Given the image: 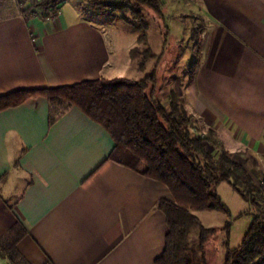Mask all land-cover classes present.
<instances>
[{
  "label": "crops",
  "instance_id": "obj_1",
  "mask_svg": "<svg viewBox=\"0 0 264 264\" xmlns=\"http://www.w3.org/2000/svg\"><path fill=\"white\" fill-rule=\"evenodd\" d=\"M187 4L200 55L192 94L178 96L194 132L211 128L225 144L264 153V0ZM61 5L42 20L13 0L0 16V96L113 79L103 28L64 16ZM48 117L43 96L0 111V245L14 246L23 264H154L167 187L109 160L112 137L77 107L51 125ZM0 264H9L3 255Z\"/></svg>",
  "mask_w": 264,
  "mask_h": 264
},
{
  "label": "trees",
  "instance_id": "obj_2",
  "mask_svg": "<svg viewBox=\"0 0 264 264\" xmlns=\"http://www.w3.org/2000/svg\"><path fill=\"white\" fill-rule=\"evenodd\" d=\"M88 1L111 22L119 19L137 33L136 46L128 56L143 72L146 64L156 58L148 41L145 9L163 22V0ZM61 2L15 0L22 16L36 15L42 20L57 17ZM195 47L199 54V43ZM155 81V73L150 72L139 80L100 76L56 88L18 90L0 96V111L28 97L43 96L49 103L51 125L70 107H77L112 137L114 147L109 160L165 185L171 198L159 200L157 208L164 214L167 234L163 253L154 264H197L189 235L197 229L199 246L203 247L214 230L205 228L194 212L215 210L228 214L216 193L221 183L228 184L253 209L240 245L230 248L225 244L223 264L264 263V172L258 159L244 149L237 154L241 162L236 160L211 128L194 132L193 116L185 111L176 92L170 91L164 105L156 95ZM0 255L9 264L24 262L14 246L0 245Z\"/></svg>",
  "mask_w": 264,
  "mask_h": 264
},
{
  "label": "rangeland",
  "instance_id": "obj_3",
  "mask_svg": "<svg viewBox=\"0 0 264 264\" xmlns=\"http://www.w3.org/2000/svg\"><path fill=\"white\" fill-rule=\"evenodd\" d=\"M60 1H65V4L61 5L64 16L74 17L77 13L105 31V36L112 45L111 60L115 65L109 75L110 78L139 80L147 73L154 72L156 95L162 102L167 100L170 91L176 92L177 95L179 92L181 98L192 94L191 83L200 54L194 47L192 31L196 26L189 15L188 0H163L165 3L163 22L151 10L145 9L148 41L156 58L146 64L143 72L139 71L137 61L131 60L128 56L129 50L136 46L135 31L119 19L111 22L108 17L94 10L88 0ZM12 3L13 0H4L0 3V16L12 11ZM176 15H179L178 18ZM199 132L202 133L201 130L196 133ZM230 142L226 140V149L241 162L237 154L244 148ZM254 155L264 172V153ZM244 164L251 170L247 163ZM216 193L227 207L228 214L215 210L194 212L205 228L214 230L207 236L203 247L199 246V231L197 229L191 231L189 241L195 251L193 259L197 264H223L225 244L227 243L230 248L239 246L253 218L250 204L242 201L228 184H219Z\"/></svg>",
  "mask_w": 264,
  "mask_h": 264
}]
</instances>
